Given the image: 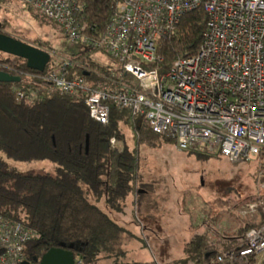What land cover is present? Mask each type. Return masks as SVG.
<instances>
[{
  "label": "built area",
  "instance_id": "built-area-1",
  "mask_svg": "<svg viewBox=\"0 0 264 264\" xmlns=\"http://www.w3.org/2000/svg\"><path fill=\"white\" fill-rule=\"evenodd\" d=\"M22 1L57 23L81 49H97L96 55L110 59L109 72H97L107 82L97 86L71 75L73 59L50 52L43 72L24 73L31 83L41 82L38 90L84 97L91 117L101 123L109 121L110 101L129 108L180 151L201 144L234 163L257 156L264 165V0H115L101 29L80 20L83 0ZM201 5L209 18L197 53L179 57L165 74L150 68L162 60L158 40L177 35L182 17ZM258 180L264 191V169ZM261 211L264 194L239 216ZM36 237L32 227L0 214V264H22L26 244ZM260 255L264 222L249 229L241 245L218 253L217 262L248 264ZM75 264H83L78 256Z\"/></svg>",
  "mask_w": 264,
  "mask_h": 264
},
{
  "label": "trees",
  "instance_id": "trees-1",
  "mask_svg": "<svg viewBox=\"0 0 264 264\" xmlns=\"http://www.w3.org/2000/svg\"><path fill=\"white\" fill-rule=\"evenodd\" d=\"M114 1L83 0L80 20L88 28H104ZM208 18L203 5L186 13L177 35L158 40L162 60L149 67L165 74L179 57L197 53ZM97 52L91 48L73 52L70 58L76 65L71 75H83L97 86L106 84L97 72L108 73L109 66L92 59ZM5 55H0L4 65L0 70L20 76L21 81H0V214L37 232V237L26 244V259L35 263L36 257L40 259L50 248L62 244H73L72 250L83 264L124 256L125 246L134 235L98 203L106 197L110 209L122 212L128 196L145 187L140 181L137 146L156 147L162 141H175L154 132L144 115H133L131 109L111 101L109 121L93 119L84 97L38 90L43 87L41 82L34 79L31 83L24 73L39 71L30 69L21 58ZM123 126L134 132V148ZM197 157L210 155L197 153ZM17 162H49L54 172L25 171L16 166ZM259 197L251 196L239 206ZM241 221L231 235L221 231L214 236L212 228L195 234L185 245V257L174 262L218 264V253L241 245L246 232L264 222V213ZM253 261L250 259L248 264Z\"/></svg>",
  "mask_w": 264,
  "mask_h": 264
},
{
  "label": "rangeland",
  "instance_id": "rangeland-1",
  "mask_svg": "<svg viewBox=\"0 0 264 264\" xmlns=\"http://www.w3.org/2000/svg\"><path fill=\"white\" fill-rule=\"evenodd\" d=\"M0 22L3 24L1 32L44 48L56 56L70 57L81 48L67 37L57 23L48 20L37 8L22 0H0ZM92 59L103 65L110 64L107 56L104 58L94 54ZM123 129L131 147L137 146L134 132L126 126ZM137 147L140 181L145 184L141 189H155L157 192L171 188L169 195L157 193L154 197L163 199L156 202L182 207L185 216L191 218L190 229L194 234L212 228L214 236L217 235L215 232L221 231L231 235L243 220L239 210L244 206L239 205L251 196L264 194L258 180L259 171L264 169V165L257 156L249 161L234 163L228 156H218L216 149L201 144H196L194 150L190 151L178 150L173 141H162L156 147L147 144ZM197 153L210 155V158H198ZM15 164L25 171L54 172V166L49 162ZM98 204L116 222L134 232L127 255L119 259L113 257L106 264H153L156 257L161 255L165 256L162 262L182 255L185 242L176 239L179 230L171 222L167 224L164 218L147 220L131 200L122 212L110 209L106 197ZM253 217L248 215L245 219ZM193 222H199L200 226L193 227ZM252 264H264V257L260 255Z\"/></svg>",
  "mask_w": 264,
  "mask_h": 264
},
{
  "label": "water",
  "instance_id": "water-1",
  "mask_svg": "<svg viewBox=\"0 0 264 264\" xmlns=\"http://www.w3.org/2000/svg\"><path fill=\"white\" fill-rule=\"evenodd\" d=\"M0 52L25 60L30 69L39 72H43L51 60L48 50L1 31ZM0 81L14 83L21 81V77L0 70ZM73 247V244L69 247H66L65 244L60 247H52L40 259L36 257L35 262L37 264H75L77 256L72 250ZM22 264L33 263L26 259Z\"/></svg>",
  "mask_w": 264,
  "mask_h": 264
},
{
  "label": "crops",
  "instance_id": "crops-1",
  "mask_svg": "<svg viewBox=\"0 0 264 264\" xmlns=\"http://www.w3.org/2000/svg\"><path fill=\"white\" fill-rule=\"evenodd\" d=\"M162 190L156 192L155 189L154 190L140 189L138 192H134L128 196V198L126 200V205H127V202L129 200H131V203L134 202L136 204V207L141 209L143 216L147 220H150L152 218L153 219L164 218L166 220L167 224H169L171 222L172 226H175L177 228V230H179V232H178L179 235L176 236V239H183V241L185 242V245L187 242H189L193 238V236L195 234L204 233V232L198 231V233L194 234V232H191V229H190V225L192 223L191 218L185 216V214L182 211V207H179V205H175V204H164L163 205V204H158L156 202L158 200L163 199L162 197H154L155 195H158L157 193L168 194V195L172 193L171 188L162 189ZM159 206L162 208L163 212ZM166 207H169V209ZM104 210L107 213H109L106 209H104ZM193 221H195V219H193ZM119 224L121 226H123L124 228H126L129 232H131L134 235V232L132 230H130L129 228H127L126 225H124L122 223H119ZM192 226L193 227L196 226V228H197V226H200V223L199 222H193ZM131 241H133V239H131L128 242V244L125 246V255L122 257H125L127 255L128 250H129L128 248H130L129 245H130ZM184 248H185V246H184ZM122 257H120V258H122ZM184 257H185V253L183 250L182 255L174 256L173 258H169V261L166 260V261L162 262V259H164L165 256L164 255L158 256V257H156V261L153 262V264H158L159 262H160V264H167L169 262H174V261L182 259ZM111 258H113V257H109V256L103 257L98 261L97 264H106L105 262H108ZM114 259H116V258H114ZM110 264H112V263H110Z\"/></svg>",
  "mask_w": 264,
  "mask_h": 264
},
{
  "label": "flooded vegetation",
  "instance_id": "flooded-vegetation-1",
  "mask_svg": "<svg viewBox=\"0 0 264 264\" xmlns=\"http://www.w3.org/2000/svg\"><path fill=\"white\" fill-rule=\"evenodd\" d=\"M2 29H3V24H2V22H1L0 31H2ZM33 264H37V263L35 262V263H33Z\"/></svg>",
  "mask_w": 264,
  "mask_h": 264
}]
</instances>
